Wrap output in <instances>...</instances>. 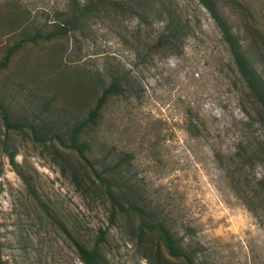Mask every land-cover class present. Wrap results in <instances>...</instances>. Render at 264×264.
<instances>
[{"label":"rangeland","instance_id":"374dc122","mask_svg":"<svg viewBox=\"0 0 264 264\" xmlns=\"http://www.w3.org/2000/svg\"><path fill=\"white\" fill-rule=\"evenodd\" d=\"M13 1L29 12L33 34L41 27L51 29L56 13L87 0ZM160 1L187 26V36L172 55H151L165 25L152 16L146 22L102 16L64 42L63 65L72 79L98 76L110 84L114 74L128 77L134 97L109 106L101 141L131 156V177L180 235L194 241L201 264H264V215L254 216L233 190L236 167L231 158L238 145L256 141L260 134L249 126L244 85L219 29L200 1ZM218 1L242 45L254 42L248 25L264 37V0ZM3 35L0 31V61L7 47L17 42ZM22 54L25 58H14L0 73V101L27 126L35 116H50L54 107L49 102L58 80L36 69L39 51ZM256 67L264 78V61L258 58ZM56 112L53 120L62 123V113ZM192 122L199 137L188 131ZM28 133L8 134L0 122L2 261L82 264L56 222L30 195L25 181L56 221L74 223L82 233L106 227L107 218L87 205L61 176L50 152L33 143ZM7 138L17 154L18 170L10 166L3 149ZM263 173L259 166L249 176L259 179ZM114 234L112 264H148L124 234Z\"/></svg>","mask_w":264,"mask_h":264},{"label":"trees","instance_id":"16d2710c","mask_svg":"<svg viewBox=\"0 0 264 264\" xmlns=\"http://www.w3.org/2000/svg\"><path fill=\"white\" fill-rule=\"evenodd\" d=\"M3 1L0 0V31L8 37L7 40L11 38L17 42L7 47L0 61V73L8 69L14 58H25L23 52L39 51L41 56L37 60L36 69L42 70L43 75L46 74L49 79L58 80V85L49 102V107H54L50 116H35L25 126L10 111L9 105L0 101L1 125L8 134L24 135L28 131L27 136H31L33 143H39L50 152L49 156L53 157L61 176L69 181L89 207L102 211L108 221L106 227L84 233L74 223H60L52 216V210L39 201L31 183L25 181L30 195L43 211H47L48 217L56 222L80 262L112 264L110 255L116 240L114 233H117L120 236L124 234L133 244L136 254L148 264H201L200 251L194 241L180 235L171 220L153 205L144 189L131 177V156L119 153L101 141L100 134L104 131L109 106L134 97V88L128 77L114 74L110 84L98 76L93 80H90L89 75L72 79L63 65L64 46L69 36L81 34L89 21L102 16H127L145 22L152 16L164 23L151 48V55H172L187 36V26L175 12L168 11L165 3L160 0H87L56 13L51 29L41 27L31 34L29 12L22 9L17 1ZM199 1L219 29L244 85V96L248 103L245 113L250 121L249 126L260 132L256 141L238 145L231 159L236 167L233 174L236 177L233 183L236 197L254 216L262 218L264 173L259 179H251L249 175L259 166L264 169V78L256 67L258 58L264 61V37L255 27L248 25L247 32L255 35L252 39L256 44L252 42L242 45L219 1ZM39 78L36 80H41ZM96 79L98 82H95ZM58 110L63 116L62 123L53 120ZM48 118H51L50 122L46 121ZM188 131L195 137L200 136L193 122L189 124ZM9 143L7 138L2 146L10 166L18 170L17 154ZM244 188L246 191H242ZM2 250L0 239V264H5L1 257Z\"/></svg>","mask_w":264,"mask_h":264}]
</instances>
